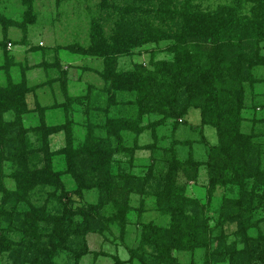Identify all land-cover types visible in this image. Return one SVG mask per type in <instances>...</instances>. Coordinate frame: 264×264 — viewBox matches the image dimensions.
<instances>
[{
	"label": "trees",
	"instance_id": "trees-1",
	"mask_svg": "<svg viewBox=\"0 0 264 264\" xmlns=\"http://www.w3.org/2000/svg\"><path fill=\"white\" fill-rule=\"evenodd\" d=\"M20 1L34 23L36 0ZM204 1L212 0H100L89 46L65 49L100 60L93 71L101 85L74 97L57 57L45 66L58 78L29 84L34 67L8 50L25 38L9 42L16 24L0 14V264H57L62 253L72 264L89 254L114 264H264V116L257 113L264 92L254 93L264 85V0H214L221 4L213 10ZM151 45L148 65L120 68L122 57ZM17 65L20 81L11 75ZM56 83L65 102L43 106L38 89ZM249 89L258 106L248 104ZM57 110L63 121L53 124L48 113ZM192 110L200 112L197 124L188 120ZM60 134L63 145L53 150ZM196 145L206 149L204 160L196 159ZM138 154H146L139 173ZM202 169L206 202L187 194ZM151 213L160 222L144 221ZM91 234L123 241L128 260L91 251Z\"/></svg>",
	"mask_w": 264,
	"mask_h": 264
},
{
	"label": "rangeland",
	"instance_id": "rangeland-1",
	"mask_svg": "<svg viewBox=\"0 0 264 264\" xmlns=\"http://www.w3.org/2000/svg\"><path fill=\"white\" fill-rule=\"evenodd\" d=\"M99 3L100 0H69L64 1L60 5L56 4V0H36L33 4L32 16L35 17V22L30 23L25 20V14L27 9L22 5L20 0H0V14L5 16L7 20L15 23L8 30L10 38L9 42H21L25 38V43L15 46L11 43L8 44V50L14 56L16 62L22 66L29 65L34 67L33 70L27 73V79L31 86H38L45 84L51 78H58L60 73L57 69H48L46 64H53L55 58H59L60 64L64 70L69 74L67 77L68 82V95L70 97L83 96L87 93L88 84H94L97 88L100 87V78L95 74L93 70H99L102 66V62L95 58H86L80 55H76L66 50L73 44H80L82 46H89L90 44V31H91V18L99 15ZM204 9H215L220 2L217 1H204L200 2ZM25 24L23 29L22 25ZM3 26L0 25V41L3 39L2 34ZM34 48L36 50H34ZM155 48L154 45L147 46L144 49L136 50L132 57H122L120 59V68L131 69L135 64L142 63L148 65L149 54L147 50ZM165 54H158L157 58H164ZM5 62L4 54L0 49V66ZM17 65L11 69V75L15 81H20L21 66ZM263 73V72H262ZM264 74V73H263ZM3 74L0 71V85L5 83V79L2 78ZM260 89V90H259ZM252 92L248 90V101L250 106H255L258 101L252 100ZM264 92V85L256 87L254 93ZM29 102L32 108H34L35 97L29 96ZM37 100L43 106H50L55 103H63L66 100L65 94L59 83L54 85H46L43 88H39L37 91ZM261 99H264L261 96ZM258 106V105H257ZM80 108V107H79ZM77 110L78 107H76ZM257 113L264 116V111L257 110ZM79 114V112H78ZM76 114L77 120H80V115ZM249 114V112H248ZM252 112H250V115ZM49 121L53 124L61 123L63 121L62 110H57L52 113H48ZM36 119L27 122V125H35ZM150 120V119H149ZM191 124H197L200 122V112L192 110L188 118ZM77 132L81 130L76 127ZM169 130V129H167ZM167 130H164L162 134L169 135ZM206 134L212 143L217 141L216 133L214 129L207 128ZM149 134L143 137V142L150 141ZM64 142V136L62 134L56 135L52 138L53 150L59 149ZM169 144V143H165ZM206 149L202 146H195V157L197 160H204L206 158ZM146 154H138L137 168L135 172H140V169L145 168L143 163ZM186 157V151L182 150L181 158L184 160ZM63 158L57 157L55 159V165L57 169L63 168ZM5 171L8 173L9 168ZM207 174L206 170L202 169L200 176L195 183L188 184L187 194L193 198L200 199L202 202H206V189H207ZM6 184L9 188L14 186L13 181L7 180ZM69 187H73V183L69 181ZM225 193V190H218V197H221ZM93 196H88L86 201L92 202ZM1 201V195H0ZM38 201V200H37ZM40 202V201H39ZM39 204V203H38ZM214 205L217 202L214 201ZM145 218V217H144ZM155 220L160 222V218L156 213H151L144 221ZM256 233V231H255ZM134 238V235L131 236ZM89 246L91 251L100 252L104 251L111 255H119L122 260H128V251L123 245V241L105 240L102 236L97 234H91L88 236ZM132 243V241L130 242ZM203 253L198 252L196 260H199ZM57 264H72L69 255L62 253L56 259ZM11 259L6 258L2 264H10ZM81 264H114V260L110 257L100 256L95 260L94 254H89L84 257Z\"/></svg>",
	"mask_w": 264,
	"mask_h": 264
},
{
	"label": "built area",
	"instance_id": "built-area-1",
	"mask_svg": "<svg viewBox=\"0 0 264 264\" xmlns=\"http://www.w3.org/2000/svg\"><path fill=\"white\" fill-rule=\"evenodd\" d=\"M9 46H11V44H9Z\"/></svg>",
	"mask_w": 264,
	"mask_h": 264
},
{
	"label": "crops",
	"instance_id": "crops-1",
	"mask_svg": "<svg viewBox=\"0 0 264 264\" xmlns=\"http://www.w3.org/2000/svg\"><path fill=\"white\" fill-rule=\"evenodd\" d=\"M86 257V256H85ZM80 264H81V262H80Z\"/></svg>",
	"mask_w": 264,
	"mask_h": 264
}]
</instances>
